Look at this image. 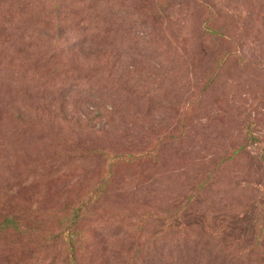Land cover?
<instances>
[{"label": "rangeland", "instance_id": "obj_1", "mask_svg": "<svg viewBox=\"0 0 264 264\" xmlns=\"http://www.w3.org/2000/svg\"><path fill=\"white\" fill-rule=\"evenodd\" d=\"M0 264H264V0H0Z\"/></svg>", "mask_w": 264, "mask_h": 264}, {"label": "trees", "instance_id": "obj_2", "mask_svg": "<svg viewBox=\"0 0 264 264\" xmlns=\"http://www.w3.org/2000/svg\"><path fill=\"white\" fill-rule=\"evenodd\" d=\"M13 222H14V220H12L11 218H9V217H6L3 221H2V225H5V224H7V225H13ZM14 226H16L15 225V223H14ZM64 232H66V235H67V237L69 236V242L70 243H72V238L70 237V232H69V230H64ZM68 233V234H67ZM71 238V239H70Z\"/></svg>", "mask_w": 264, "mask_h": 264}]
</instances>
